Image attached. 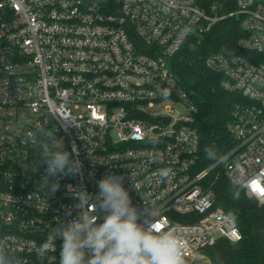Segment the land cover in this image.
<instances>
[{
	"label": "built area",
	"instance_id": "built-area-1",
	"mask_svg": "<svg viewBox=\"0 0 264 264\" xmlns=\"http://www.w3.org/2000/svg\"><path fill=\"white\" fill-rule=\"evenodd\" d=\"M224 19L240 36L204 64L240 101L226 125L232 146L201 168L196 107L173 62ZM73 147L79 173L45 188L43 156ZM215 165L264 203V0H234L227 12L197 0H0V248L18 264H59L62 240L42 246L81 211V191L102 223L97 182L110 173L123 177L139 223L176 230L186 264H218L207 248L241 234L215 206Z\"/></svg>",
	"mask_w": 264,
	"mask_h": 264
},
{
	"label": "trees",
	"instance_id": "trees-1",
	"mask_svg": "<svg viewBox=\"0 0 264 264\" xmlns=\"http://www.w3.org/2000/svg\"><path fill=\"white\" fill-rule=\"evenodd\" d=\"M197 1L201 6L215 3L223 12L234 8V0ZM239 36L238 22L224 19L211 29L201 46L184 47L174 58V72L196 107L193 128L198 134L201 168L214 165L232 146L226 125L233 106L240 101L238 94L220 87V76L205 66L204 59L223 47H235ZM206 148L213 149L217 159L207 158ZM209 179L215 206L232 218L241 234L239 241L221 238L207 248L211 260L218 264H264V203L247 198L240 186L228 181L220 165L212 168Z\"/></svg>",
	"mask_w": 264,
	"mask_h": 264
},
{
	"label": "clouds",
	"instance_id": "clouds-1",
	"mask_svg": "<svg viewBox=\"0 0 264 264\" xmlns=\"http://www.w3.org/2000/svg\"><path fill=\"white\" fill-rule=\"evenodd\" d=\"M46 135L51 137L50 133ZM205 153L207 158L217 159L213 149L206 148ZM74 154H78L75 147L71 152L60 148L43 156L47 164L45 188L49 177L79 173L80 162ZM161 175H167V171L161 170ZM58 188L59 182L54 181L48 190L54 193ZM97 188L96 201L106 212L103 222L97 223L98 217L88 211L89 194L79 192L77 207L81 211L74 219L52 228L42 246L44 252L60 239L59 264H186L182 240L175 229L155 230L151 221L147 226L139 223L142 213L133 205L122 176L107 174L97 182ZM0 264L18 261L0 248Z\"/></svg>",
	"mask_w": 264,
	"mask_h": 264
},
{
	"label": "water",
	"instance_id": "water-1",
	"mask_svg": "<svg viewBox=\"0 0 264 264\" xmlns=\"http://www.w3.org/2000/svg\"><path fill=\"white\" fill-rule=\"evenodd\" d=\"M224 52H226V50L224 49Z\"/></svg>",
	"mask_w": 264,
	"mask_h": 264
}]
</instances>
